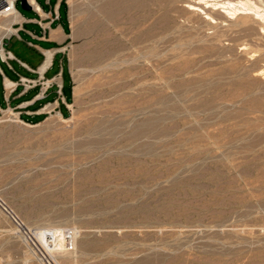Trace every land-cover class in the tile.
Wrapping results in <instances>:
<instances>
[{
    "label": "rangeland",
    "instance_id": "rangeland-1",
    "mask_svg": "<svg viewBox=\"0 0 264 264\" xmlns=\"http://www.w3.org/2000/svg\"><path fill=\"white\" fill-rule=\"evenodd\" d=\"M70 3L72 116L0 112V264H264V20Z\"/></svg>",
    "mask_w": 264,
    "mask_h": 264
},
{
    "label": "crops",
    "instance_id": "crops-1",
    "mask_svg": "<svg viewBox=\"0 0 264 264\" xmlns=\"http://www.w3.org/2000/svg\"><path fill=\"white\" fill-rule=\"evenodd\" d=\"M26 3L30 8L15 9L2 39L0 112L29 125L68 119L75 99L71 50L78 40L70 0Z\"/></svg>",
    "mask_w": 264,
    "mask_h": 264
},
{
    "label": "bare ground",
    "instance_id": "bare-ground-1",
    "mask_svg": "<svg viewBox=\"0 0 264 264\" xmlns=\"http://www.w3.org/2000/svg\"><path fill=\"white\" fill-rule=\"evenodd\" d=\"M184 6H186V9L188 8L189 11H193V12L198 10L202 11V13L206 15L205 17H207V19H211L213 21L217 20V16H215L216 14H219L224 17L226 16L237 17L240 14L247 15L250 13L255 14L257 18H261L262 20H264V6L256 4V1L254 0H185ZM0 15L4 16L3 17L4 24L7 26V29L9 30L11 14H2L0 12ZM262 32L264 33V26ZM0 49H2V41L0 42ZM260 70L261 73L264 72V67L263 69ZM38 233L40 235L39 238L45 244L43 246H46L49 249L46 250L52 251V253H56V250L53 249V245L55 246L60 245L65 247L63 245L65 240V233L64 232L62 233L61 229H55V228L41 229Z\"/></svg>",
    "mask_w": 264,
    "mask_h": 264
},
{
    "label": "built area",
    "instance_id": "built-area-1",
    "mask_svg": "<svg viewBox=\"0 0 264 264\" xmlns=\"http://www.w3.org/2000/svg\"><path fill=\"white\" fill-rule=\"evenodd\" d=\"M19 0H0V12L2 14H13L15 12L16 9V3ZM29 1V0H28ZM12 217L15 219L16 222H18V220L12 215ZM19 223V222H18ZM67 241H66V246L69 249L73 248V233L72 232H68L67 233ZM48 264H53L51 260L46 259Z\"/></svg>",
    "mask_w": 264,
    "mask_h": 264
},
{
    "label": "water",
    "instance_id": "water-1",
    "mask_svg": "<svg viewBox=\"0 0 264 264\" xmlns=\"http://www.w3.org/2000/svg\"><path fill=\"white\" fill-rule=\"evenodd\" d=\"M21 5L23 8H30V6L27 5L26 0H21Z\"/></svg>",
    "mask_w": 264,
    "mask_h": 264
}]
</instances>
